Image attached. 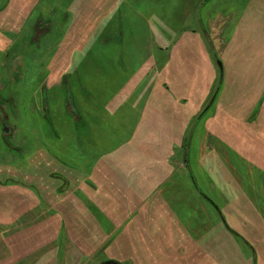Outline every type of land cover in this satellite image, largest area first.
Masks as SVG:
<instances>
[{
    "label": "rangeland",
    "instance_id": "obj_1",
    "mask_svg": "<svg viewBox=\"0 0 264 264\" xmlns=\"http://www.w3.org/2000/svg\"><path fill=\"white\" fill-rule=\"evenodd\" d=\"M0 96V264H264V0H0Z\"/></svg>",
    "mask_w": 264,
    "mask_h": 264
},
{
    "label": "water",
    "instance_id": "obj_2",
    "mask_svg": "<svg viewBox=\"0 0 264 264\" xmlns=\"http://www.w3.org/2000/svg\"><path fill=\"white\" fill-rule=\"evenodd\" d=\"M218 67H219V70H220V82H221V79H222V77H223V65H222V63L221 62H218ZM218 91H219V87H217L216 89H215V91L213 92V94H212V96H211V98H210V100L208 101V103H207V105L204 107V109L200 112V114H199V118L210 108V106L212 105V103L214 102V100H215V98H216V96H217V94H218ZM186 163H187V161H186ZM187 168H189V165H188V163H187ZM188 171H189V176H190V178H191V180H192V182H193V184H194V187L197 189V190H199L198 189V186L196 185V183H195V180H194V178H193V175H192V172L188 169ZM202 196H203V198H205L210 204H212V206L215 208V210L217 211V213H218V215H219V217H220V219H221V221H222V223L224 224V226H225V228L229 231V232H231V233H233L234 235H236V236H239V234L235 231V230H233L231 227H229V225L227 224V222H226V220H225V218H224V216H223V214H222V212L220 211V209L218 208V206L210 199V198H208L207 196H205L203 193H200ZM110 262L111 261H105V262H103L102 264H110Z\"/></svg>",
    "mask_w": 264,
    "mask_h": 264
},
{
    "label": "flooded vegetation",
    "instance_id": "obj_3",
    "mask_svg": "<svg viewBox=\"0 0 264 264\" xmlns=\"http://www.w3.org/2000/svg\"><path fill=\"white\" fill-rule=\"evenodd\" d=\"M64 84V82H63ZM7 99L5 98H2L0 96V126L3 127V132L8 134L10 132V127L9 125L7 124V115L5 114V112L3 111V102L6 101ZM70 101L72 102V106L73 107V101H72V98L70 97ZM260 101V100H259ZM73 112H75V109H72ZM6 137V136H5ZM205 199V198H204ZM206 200V199H205ZM210 204V203H209ZM239 237V236H238ZM249 245V244H248ZM115 258H111V257H108L107 259H105L106 261H111L110 264H119L117 262V260H114ZM128 260L125 259V261H123V264L124 263H127Z\"/></svg>",
    "mask_w": 264,
    "mask_h": 264
},
{
    "label": "crops",
    "instance_id": "obj_4",
    "mask_svg": "<svg viewBox=\"0 0 264 264\" xmlns=\"http://www.w3.org/2000/svg\"><path fill=\"white\" fill-rule=\"evenodd\" d=\"M219 208V207H218ZM220 209V208H219ZM216 211V210H215ZM221 211V210H220ZM216 213H217V211H216ZM217 215H218V213H217ZM219 216V215H218ZM220 218V217H219ZM221 220V219H220ZM222 222V221H221ZM227 222V221H226ZM228 224V223H227ZM234 230V229H233ZM237 232V231H236ZM229 233H231V232H229ZM238 233V232H237ZM233 236H235V238L236 237H238V236H236V235H234L233 233H231Z\"/></svg>",
    "mask_w": 264,
    "mask_h": 264
}]
</instances>
